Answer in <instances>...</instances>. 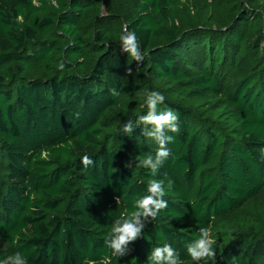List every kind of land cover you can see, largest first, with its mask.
Here are the masks:
<instances>
[{"label":"trees","instance_id":"1","mask_svg":"<svg viewBox=\"0 0 264 264\" xmlns=\"http://www.w3.org/2000/svg\"><path fill=\"white\" fill-rule=\"evenodd\" d=\"M203 1L195 16L187 0H0V261L148 264L169 243L196 264L186 245L207 227L216 256L199 264H264V206L247 211L264 194V0ZM125 27L139 64L120 51ZM150 91L180 124L156 177L125 166L156 142L121 131ZM165 173L168 207L113 256L112 223Z\"/></svg>","mask_w":264,"mask_h":264},{"label":"clouds","instance_id":"2","mask_svg":"<svg viewBox=\"0 0 264 264\" xmlns=\"http://www.w3.org/2000/svg\"><path fill=\"white\" fill-rule=\"evenodd\" d=\"M120 51L131 57L137 64L144 59L145 53L141 49L140 40L134 30L124 28L119 37ZM64 63L58 65L60 71L64 70ZM131 69H128L130 74ZM113 94H118L116 89L110 90ZM146 114L140 115L134 126L129 120L123 125L122 132L132 133L137 125H142V134L154 140L157 144L155 153H145L135 160L130 157L125 166L131 168L136 161L137 167H144L151 171L156 177L159 170L171 155L168 145L175 141V136L171 135L180 131L179 116L172 108L159 111V106L165 102V96L158 91L145 93ZM77 118L79 113L76 114ZM171 133V134H170ZM81 163L85 168L94 165V160L88 154L81 157ZM174 187V181L164 174V179H150L146 186V193L139 196L133 202L132 210L118 216L112 223L105 244L111 249L112 255L119 258L129 254L130 245L136 242L143 234L148 223L155 220L160 211L168 207L164 199L166 192ZM216 240L210 229L202 227L199 229V237L186 245L187 254L191 259L199 264L200 261L214 259L216 251L214 245ZM0 264H28L26 257L20 252L9 255ZM148 264H184L177 250L169 243L151 249L148 255Z\"/></svg>","mask_w":264,"mask_h":264},{"label":"rangeland","instance_id":"3","mask_svg":"<svg viewBox=\"0 0 264 264\" xmlns=\"http://www.w3.org/2000/svg\"><path fill=\"white\" fill-rule=\"evenodd\" d=\"M38 4V3H36ZM186 6L191 10V12L197 16L198 12L201 11L204 7V1L203 0H187L186 2ZM105 14V11L104 13ZM199 111V115L203 116V113L201 110L197 109ZM264 206V194L262 195V197L259 199V202L254 203L250 209H248V212H255L256 209H258L259 207H263ZM257 219L259 220H263L259 215H257ZM238 221L237 219L233 218L232 216L228 217L226 220H224V223H226L227 226H230L232 223ZM212 233V232H211ZM0 247L3 250H6V246L3 242L2 237L0 236Z\"/></svg>","mask_w":264,"mask_h":264}]
</instances>
